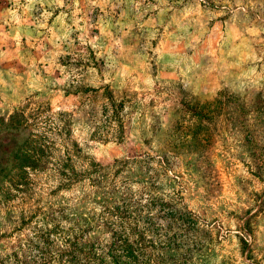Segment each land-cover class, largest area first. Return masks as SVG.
<instances>
[{
    "label": "rangeland",
    "instance_id": "374dc122",
    "mask_svg": "<svg viewBox=\"0 0 264 264\" xmlns=\"http://www.w3.org/2000/svg\"><path fill=\"white\" fill-rule=\"evenodd\" d=\"M78 262L264 264V0H0V264Z\"/></svg>",
    "mask_w": 264,
    "mask_h": 264
},
{
    "label": "trees",
    "instance_id": "16d2710c",
    "mask_svg": "<svg viewBox=\"0 0 264 264\" xmlns=\"http://www.w3.org/2000/svg\"><path fill=\"white\" fill-rule=\"evenodd\" d=\"M31 148H17L15 153L10 157V160L13 161L14 166L8 170V172H19L23 173L26 169H29L30 171L37 168V160L35 159V155L39 153L38 147L31 146ZM5 161L9 160V157H6L4 159ZM121 248L124 249V251L129 252V249H132L129 244L127 245H120ZM133 251V249H132ZM76 264H79L76 263Z\"/></svg>",
    "mask_w": 264,
    "mask_h": 264
}]
</instances>
